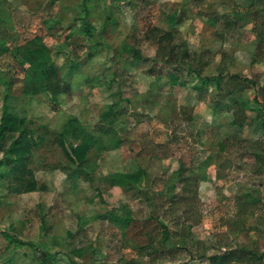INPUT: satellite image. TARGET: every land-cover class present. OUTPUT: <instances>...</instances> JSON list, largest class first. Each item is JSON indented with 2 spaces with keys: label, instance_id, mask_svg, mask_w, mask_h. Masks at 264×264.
Listing matches in <instances>:
<instances>
[{
  "label": "rangeland",
  "instance_id": "obj_1",
  "mask_svg": "<svg viewBox=\"0 0 264 264\" xmlns=\"http://www.w3.org/2000/svg\"><path fill=\"white\" fill-rule=\"evenodd\" d=\"M82 1L0 0V121L7 89L19 121L0 147V264H39L41 254L55 252L75 264H156L155 251L168 264H210L190 257L182 247L186 224L164 209L166 199L180 197L187 176L200 213L193 234L206 255L227 247L264 249V172L255 169L254 157L257 143L264 148V113L257 110L264 106V56L252 62L258 42L254 10L264 0H87L90 36L80 24ZM155 27L171 33L182 73L183 63L204 64L203 76L224 70L256 87L229 93L225 77L219 87L197 90L194 74L185 86L170 85L165 72L150 75L157 44L148 37ZM36 35L70 84L58 105L48 93L24 95L22 77L14 74L22 64L16 46ZM126 45L141 51L145 62L130 59ZM73 61L78 66L70 70ZM72 116L96 137L86 153L88 180L63 150L78 141L60 142ZM238 116L246 119L242 127L232 123ZM14 140L21 161L10 164L4 151ZM146 141L165 147L146 152ZM139 170L144 173L136 185L114 184L113 174ZM110 211L132 223L102 220ZM157 218L171 237L151 247L147 232L158 227Z\"/></svg>",
  "mask_w": 264,
  "mask_h": 264
},
{
  "label": "trees",
  "instance_id": "obj_2",
  "mask_svg": "<svg viewBox=\"0 0 264 264\" xmlns=\"http://www.w3.org/2000/svg\"><path fill=\"white\" fill-rule=\"evenodd\" d=\"M82 5L84 8V16L80 17V24L82 30L88 34L92 35L93 30L88 21V16L90 14L87 0L82 1ZM257 14L255 16L257 25H256V33H257V52L255 53L252 62H258L263 59L262 55L264 53V7L261 9L254 10ZM156 34L148 37L149 40L153 43L157 44L155 49V53L153 57H151V65L149 66L148 73L152 76L160 77L163 72H165L168 82L170 85H180L185 86L187 84V77L195 75L197 78L196 84L193 85L194 89H202V86H216L219 87L222 80L226 77L231 84V89L229 93H241L245 90L254 89L256 87V83L247 77H244L240 74H229L224 72V70H220L215 75H201V69L204 67V64H201L199 68L194 67V64L190 65L188 63H183L187 66L186 73H182L181 69H178V66H181V59L179 60L178 53L175 52L174 46L171 43V33L163 32L161 29L158 30L157 27L154 28ZM95 46L99 44L97 42L91 43ZM2 43H0V48ZM3 52L7 53L10 51L9 46L7 45L5 48H2ZM16 51L20 55L22 60V64H16L15 73L22 77L23 87L22 92L26 96H35L41 93H48L50 95V99L53 105H58L59 96L66 94L70 91V84L66 81L64 74L59 75L56 72V66L54 63V59L52 57L51 51L47 47V45L41 40L39 35L34 36L28 42L24 44H20L16 46ZM124 52L130 59L134 61H144L146 60V56L134 48L133 46L124 47ZM78 61L71 62L72 70L73 68L78 66ZM10 81L4 80V84L9 85ZM264 89V87H263ZM8 89L5 91L3 104H2V116L0 121V147H3L4 140L8 135L12 136L18 131V117L17 114L11 109L9 100H8ZM257 110L261 113H264V106L259 104ZM245 118L243 116H238L233 120V124H236L242 127L245 124ZM250 123H248L249 125ZM264 128V117L261 119V125ZM25 133V130L19 131V134ZM60 142H65L66 138L72 141H78L77 145L73 147L71 151L67 150L63 145V150L66 156H68L73 163H77L78 166L76 170L78 172H82L84 178L88 180L90 176V171L87 169V165L85 164L86 153L90 149L91 146L96 142V137L91 132H89L76 117H69L66 120L62 130L59 133ZM17 141L11 142L5 149L4 153L6 154L5 160L7 163L16 164L21 161V154L19 153V145H17ZM64 144V143H63ZM151 146V147H150ZM143 147L146 152L150 149L157 148L161 150V148L165 147V144L162 143L157 146H153L149 142H143ZM149 149V150H148ZM224 149V146L221 147ZM255 157V169L257 171L264 172V148L263 144L257 143L254 152ZM6 164V163H5ZM144 173L143 170H139L133 173L126 174H113L112 178H115L114 184L116 185H136L139 181V177ZM182 193L178 198H168L164 201L166 206L164 209L168 210L171 215H177L179 219L177 224H186L187 231L185 237L182 239V247L190 252V257L193 259H208L210 264H226L229 261H245L247 259L256 260V264H264V249H248V248H240V249H232L231 247H227L223 253L217 255H206L204 250L201 249L202 239L200 237H196L193 234V228L199 224L200 222V213L197 206V191L192 189L193 181L190 176L182 179ZM252 199L253 202L258 204L263 199ZM251 201V204L253 205ZM242 205L247 209V202L242 203ZM238 210L241 213H245L246 209L241 208L239 203L237 204ZM261 206L264 208V201H262ZM101 219L104 221H108L112 224H124L128 226L132 223V219L129 217H123L118 215L114 211H110L101 216ZM158 227L153 229L148 234L151 235L149 237L148 246L151 247L154 245L153 241L160 240L165 244L168 239L171 237L169 227L162 221L160 218H157ZM6 239L10 243H20L18 240L14 239L8 234H5ZM156 238V239H155ZM44 252V251H42ZM79 254L80 251H77ZM161 254H154V263L156 264H168L164 258H160ZM39 264H75V262L67 255L59 252H55L52 255L41 254L39 256Z\"/></svg>",
  "mask_w": 264,
  "mask_h": 264
}]
</instances>
